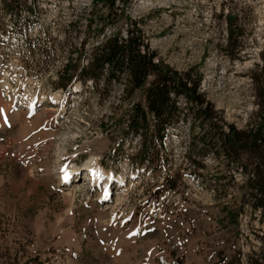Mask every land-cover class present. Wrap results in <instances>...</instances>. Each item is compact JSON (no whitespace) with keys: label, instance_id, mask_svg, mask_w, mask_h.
Masks as SVG:
<instances>
[{"label":"rangeland","instance_id":"rangeland-1","mask_svg":"<svg viewBox=\"0 0 264 264\" xmlns=\"http://www.w3.org/2000/svg\"><path fill=\"white\" fill-rule=\"evenodd\" d=\"M38 1L40 21L17 29L0 0V264H251L257 257L264 264V218L239 199L242 181L229 159L206 156L204 168L189 176L184 154L192 131L179 124L168 132L166 157L139 166L141 142L125 136L131 102L119 98L122 86L108 97L89 84L82 92L79 83L66 92L60 86L67 56L84 37L91 0ZM125 6L140 21L149 50L174 70L199 74V93L217 117L244 129L256 111L252 79L264 65V0ZM230 32L238 47L225 53ZM11 115L18 116L12 128ZM91 157L102 175L96 184L105 177L111 184L102 200L82 181ZM47 162L54 181L62 167L77 171L73 199L37 177L22 182ZM166 175L173 188L164 184ZM226 207L238 212L235 223ZM99 208L103 221L95 217Z\"/></svg>","mask_w":264,"mask_h":264},{"label":"trees","instance_id":"trees-1","mask_svg":"<svg viewBox=\"0 0 264 264\" xmlns=\"http://www.w3.org/2000/svg\"><path fill=\"white\" fill-rule=\"evenodd\" d=\"M117 2L121 3L120 8ZM1 4L17 29L40 21L42 7L38 0H1ZM125 4L127 0H91L84 37L73 48L76 57L71 59L73 52L67 56L59 78L61 89L66 92L72 83H79L82 92L89 84L99 97H108L121 85L119 98L131 102L125 136L141 142L135 155L140 159L139 166L146 162L152 166L155 160L165 158L168 132L179 124H187L192 131L184 154L189 161V176H196L204 168L206 156L215 160L228 158V166L236 168L242 181L239 199L264 218V65L252 79L257 103L251 120L241 130L225 124L199 93L202 77L192 69L174 70L158 59L138 27L140 21L129 17ZM101 11L104 12L99 15ZM228 16L227 27L231 30L234 21ZM230 35L231 32L225 53L238 47ZM195 127L199 129L197 134L193 132ZM163 182L174 187L169 185L168 175ZM228 212L226 218L235 223L238 212ZM251 264H263V258L257 257Z\"/></svg>","mask_w":264,"mask_h":264},{"label":"bare ground","instance_id":"bare-ground-1","mask_svg":"<svg viewBox=\"0 0 264 264\" xmlns=\"http://www.w3.org/2000/svg\"><path fill=\"white\" fill-rule=\"evenodd\" d=\"M56 101L55 98L52 99L49 104L50 105H56ZM50 112H55L54 108H50L49 110ZM51 114V113H50ZM9 121H10V126L12 128V126L16 125V121H18V116L17 115H11L10 117H8ZM51 119L52 116H51ZM2 121V120H1ZM24 122V121H23ZM24 125V124H23ZM20 127V126H19ZM21 130H22V125H21ZM48 148V147H47ZM18 149V147H17ZM20 149V148H19ZM44 155V154H43ZM42 156V155H41ZM44 156H42L41 158H43ZM40 158V159H41ZM48 158V157H47ZM38 159V158H37ZM28 161V160H27ZM26 161V162H27ZM33 161V160H32ZM46 161V160H44ZM35 163V162H34ZM48 163H46V165L44 167H42L41 170H34V169H30V171L27 173V175H23L22 176V182H25L27 180V178L29 177H37L38 181L40 180L42 183H44L48 189L52 190H60L61 192H64V199L67 200H71L74 198L75 194H76V189L78 188V186H75V184H73L74 182H76L75 180V175L77 174V171L74 170V168L71 167H67L64 168L62 167L60 172H59V178L57 179V181H54L51 177V173L49 172L48 169ZM24 164V163H23ZM44 164V163H43ZM41 165V164H40ZM95 166H96V159L94 157H91L89 159V164H87L85 166V175H86V180L87 182L90 183V185L92 187H94V190L98 191V196L99 199H105L107 197V192H109L111 184H109V177H105V184L104 185H100V184H96L95 181L96 180H100L101 176L99 174V172H97L95 170ZM33 168V166H32ZM36 168V167H35ZM37 169V168H36ZM38 172V174H37ZM34 179V178H33ZM120 179V180H119ZM118 179V183L120 181V183H124L123 178H119ZM37 180V179H36ZM69 180V181H68ZM68 181V182H67ZM74 181V182H73ZM73 182V183H72ZM72 183V184H71ZM71 184V185H70ZM70 185V186H69ZM124 185V184H123ZM119 186V185H118ZM89 188V187H88ZM57 192V191H56ZM118 199V198H117ZM111 201V197L109 199ZM65 202V201H64ZM106 206V205H105ZM100 211V212H99ZM103 210H101V208H99L96 211L95 217L97 219H99L100 221H103V219L107 216V214L105 213V210L102 212ZM111 215H113L111 213ZM115 255V254H114Z\"/></svg>","mask_w":264,"mask_h":264}]
</instances>
